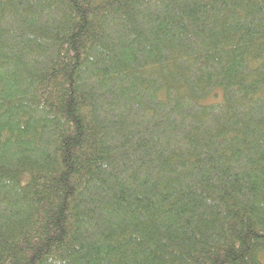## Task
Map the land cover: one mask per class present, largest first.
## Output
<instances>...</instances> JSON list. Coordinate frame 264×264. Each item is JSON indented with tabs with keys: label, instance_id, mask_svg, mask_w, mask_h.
Segmentation results:
<instances>
[{
	"label": "trees",
	"instance_id": "1",
	"mask_svg": "<svg viewBox=\"0 0 264 264\" xmlns=\"http://www.w3.org/2000/svg\"><path fill=\"white\" fill-rule=\"evenodd\" d=\"M264 0H0V264H261Z\"/></svg>",
	"mask_w": 264,
	"mask_h": 264
},
{
	"label": "rangeland",
	"instance_id": "2",
	"mask_svg": "<svg viewBox=\"0 0 264 264\" xmlns=\"http://www.w3.org/2000/svg\"><path fill=\"white\" fill-rule=\"evenodd\" d=\"M259 259H260L261 264H264V254L262 255V258L260 256Z\"/></svg>",
	"mask_w": 264,
	"mask_h": 264
}]
</instances>
